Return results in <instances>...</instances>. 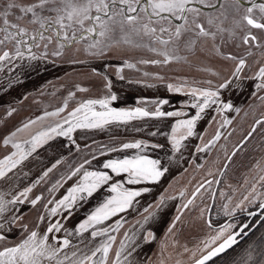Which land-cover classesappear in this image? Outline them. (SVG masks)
Masks as SVG:
<instances>
[{
	"label": "snow or ice",
	"instance_id": "6c2138e0",
	"mask_svg": "<svg viewBox=\"0 0 264 264\" xmlns=\"http://www.w3.org/2000/svg\"><path fill=\"white\" fill-rule=\"evenodd\" d=\"M0 264H264V0H0Z\"/></svg>",
	"mask_w": 264,
	"mask_h": 264
},
{
	"label": "rangeland",
	"instance_id": "374dc122",
	"mask_svg": "<svg viewBox=\"0 0 264 264\" xmlns=\"http://www.w3.org/2000/svg\"><path fill=\"white\" fill-rule=\"evenodd\" d=\"M58 71L55 68L49 67L48 72L42 73L39 77L36 74H30V78L25 81V83L14 87L10 92L11 96H17L19 93L25 90H31L34 86H38L39 83H42L45 78L52 79L54 76L58 75ZM146 95H151L150 92H145ZM242 162L246 163V159ZM214 219H216L214 217ZM222 222V221H221Z\"/></svg>",
	"mask_w": 264,
	"mask_h": 264
}]
</instances>
